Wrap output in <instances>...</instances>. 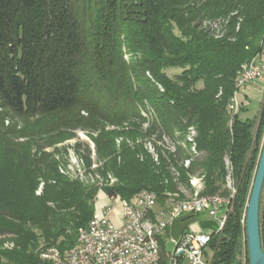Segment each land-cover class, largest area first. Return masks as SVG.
I'll use <instances>...</instances> for the list:
<instances>
[{
    "label": "trees",
    "instance_id": "16d2710c",
    "mask_svg": "<svg viewBox=\"0 0 264 264\" xmlns=\"http://www.w3.org/2000/svg\"><path fill=\"white\" fill-rule=\"evenodd\" d=\"M263 47L264 0H0V264H40L43 249L74 246L101 191L132 203L150 190L165 206L194 194L193 178L202 195L229 196V181L237 190L212 264H249L248 249L244 263L239 255L264 102L247 120L229 104ZM78 131L99 133L112 187L63 174L46 151ZM149 135L176 147L153 143L152 153ZM261 208L263 237L264 192Z\"/></svg>",
    "mask_w": 264,
    "mask_h": 264
},
{
    "label": "built area",
    "instance_id": "2783aa9c",
    "mask_svg": "<svg viewBox=\"0 0 264 264\" xmlns=\"http://www.w3.org/2000/svg\"><path fill=\"white\" fill-rule=\"evenodd\" d=\"M260 80L264 90V60L261 59L251 63L241 77L240 86L235 88V101L229 107L235 109V116L242 109L243 89ZM236 192L235 188L233 197L206 198V201L187 205H177L167 199L164 206L167 209L157 214V221L147 218V210L159 204L154 192H142V196H137L132 203L119 196L105 195L121 208L122 223L116 224L111 218L114 205L96 204L95 215L89 224H96L97 232H90L88 224L83 228L80 240L71 248L65 251L58 247L43 249L40 264H212L215 252L210 245L225 232ZM199 216L208 218L209 227L201 233H185L169 258L163 260L159 235L175 219Z\"/></svg>",
    "mask_w": 264,
    "mask_h": 264
},
{
    "label": "rangeland",
    "instance_id": "374dc122",
    "mask_svg": "<svg viewBox=\"0 0 264 264\" xmlns=\"http://www.w3.org/2000/svg\"><path fill=\"white\" fill-rule=\"evenodd\" d=\"M180 72L181 70L178 69L167 70V74L172 78L176 77L178 74H180ZM199 87H202V85L200 84ZM261 109L262 108L258 103H252V105H250L246 109V112L240 113V117L254 118L255 116H258V113H261ZM152 122H153L152 117L147 118V121L145 123H142L141 126L142 129L145 132H147V129L149 128L150 123ZM8 124L9 121L6 122V125ZM23 126H24L23 122L19 121V128H22ZM106 130L108 132H113V131L124 132L123 131L124 129L120 127H112V126L106 127ZM130 130L131 128H129L128 131ZM98 134L99 133H95V132H83V131L74 132L73 138L71 140H67L63 143L57 144L53 148L46 149V151L56 156V160L60 165V169H61L60 171L63 174L65 173V175H69L74 179L80 177L81 179L86 180V182L89 183L99 182V185L103 188L112 187L117 183V179L112 173H107V172L105 173L104 171L105 161L100 159L96 144L93 140V138H96ZM190 136L191 133L187 135L185 141L189 142ZM123 139L124 137H118L117 144L119 145L123 141ZM162 140L164 142H167L170 148L172 149V145L174 143L172 144L170 139L163 136ZM263 141H264V136L261 141V146H260L261 149L263 146ZM144 142L146 148H148L152 153H154L152 148L153 143H157L159 145L163 144L162 142L157 141L156 136L153 135L152 136L149 135L148 137H145ZM40 191L41 193L43 192V184H40L37 194L40 193ZM100 194H105V192L101 191ZM185 194L187 197L192 196L190 192L185 191ZM99 196H98V200L100 198ZM262 213H263V209L261 208V222H262ZM169 247L171 248L172 246L170 245ZM247 249L248 247H247L246 236L244 235L241 240V251L239 255V259L242 260L243 263L246 261Z\"/></svg>",
    "mask_w": 264,
    "mask_h": 264
},
{
    "label": "crops",
    "instance_id": "0c3cea01",
    "mask_svg": "<svg viewBox=\"0 0 264 264\" xmlns=\"http://www.w3.org/2000/svg\"><path fill=\"white\" fill-rule=\"evenodd\" d=\"M261 60H264V47L262 54L256 59L257 62ZM241 102H242V109L241 112H246V109L252 105V103H258L260 107L262 108V104L264 102V90L262 86V80L257 81L255 83L247 85L242 93H241ZM240 112V113H241ZM260 113H258L259 116ZM258 116H255L254 118L249 117H241L244 120L247 119H256ZM100 199L103 204L111 203L114 205V213L112 214L111 218L116 224H121L120 220V213L121 208L118 204L115 202H111L108 198L105 197V194H100ZM167 208L164 206H161L158 204L154 212L156 214L161 213L162 211H165ZM209 220L206 216H199V217H183L180 219H175L172 221L169 225V227L163 231L158 239L161 246V254L163 257V260H167L170 256V254L174 251L177 242L182 238V236L185 233H201L204 232L209 227ZM172 246L171 248L169 246Z\"/></svg>",
    "mask_w": 264,
    "mask_h": 264
},
{
    "label": "water",
    "instance_id": "95a60500",
    "mask_svg": "<svg viewBox=\"0 0 264 264\" xmlns=\"http://www.w3.org/2000/svg\"><path fill=\"white\" fill-rule=\"evenodd\" d=\"M263 192L264 141L246 213V241L249 252V264H264V236L262 237L261 230V199Z\"/></svg>",
    "mask_w": 264,
    "mask_h": 264
},
{
    "label": "bare ground",
    "instance_id": "6f19581e",
    "mask_svg": "<svg viewBox=\"0 0 264 264\" xmlns=\"http://www.w3.org/2000/svg\"><path fill=\"white\" fill-rule=\"evenodd\" d=\"M251 63H257V60H254L250 63H245L242 65L241 67V70L238 74V76L236 77L235 79V88L239 87L240 86V80H241V77L242 75L245 74V71L248 70V68H250L251 66ZM235 101V95L234 97L232 98L230 104H229V107H232L233 106V102ZM229 111L235 116V109L233 108H229ZM196 135V133L191 130V136L189 137V145L188 146H191V151H192V154L196 156L197 152H196V144L194 143V140H193V137ZM173 144V143H172ZM185 146V145H184ZM174 147L175 144L172 145V150H174ZM186 147V146H185ZM190 164V162H186L185 166L188 167ZM61 170V169H60ZM63 171V170H62ZM65 174V173H64ZM69 176V175H67ZM71 177V176H70ZM69 177V178H70ZM73 178V177H72ZM75 179H80L82 181H85L86 180H83L81 179L80 177L79 178H75ZM89 183V182H87ZM96 183V182H94ZM199 183V184H198ZM232 182H229V189L231 191L230 195L229 196H221V195H202L201 192L203 191V184H202V180L201 179H197V178H193L192 181H191V184L193 186V189H194V194H192V196L190 197H187L185 192V198L184 199H181L180 197H178L177 195L176 196H170L168 198V200H172V201H175L177 205H187V204H193V203H198L199 201H206V198H227V197H233V195H235V187L231 184ZM99 184V182H98ZM146 191H149V190H142L138 196H142V192H146ZM38 194H41V191L40 193ZM106 196H108L106 194ZM102 200L99 198V200L97 201L96 204H103L101 202ZM154 209L155 208H149V210H147V218H148V221H157V214L154 212ZM95 212H96V206H95ZM91 222V221H90ZM89 231L90 232H97V225L96 224H89ZM83 235V228L79 230V233H78V240H80V237H82ZM42 255H43V252H42Z\"/></svg>",
    "mask_w": 264,
    "mask_h": 264
}]
</instances>
